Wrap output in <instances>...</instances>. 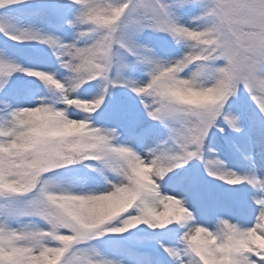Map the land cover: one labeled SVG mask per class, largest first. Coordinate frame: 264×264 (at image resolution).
Instances as JSON below:
<instances>
[{
    "label": "snow or ice",
    "instance_id": "6c2138e0",
    "mask_svg": "<svg viewBox=\"0 0 264 264\" xmlns=\"http://www.w3.org/2000/svg\"><path fill=\"white\" fill-rule=\"evenodd\" d=\"M0 264H264V0H0Z\"/></svg>",
    "mask_w": 264,
    "mask_h": 264
}]
</instances>
